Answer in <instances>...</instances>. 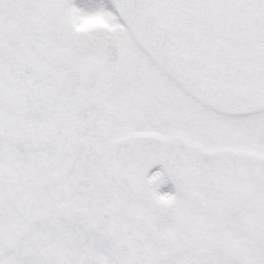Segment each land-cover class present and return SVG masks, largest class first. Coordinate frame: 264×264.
Segmentation results:
<instances>
[{
	"label": "snow or ice",
	"instance_id": "1",
	"mask_svg": "<svg viewBox=\"0 0 264 264\" xmlns=\"http://www.w3.org/2000/svg\"><path fill=\"white\" fill-rule=\"evenodd\" d=\"M0 264H264V0H0Z\"/></svg>",
	"mask_w": 264,
	"mask_h": 264
}]
</instances>
